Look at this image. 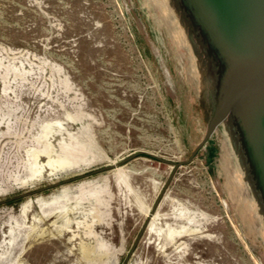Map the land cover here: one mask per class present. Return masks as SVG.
<instances>
[{"label": "rangeland", "instance_id": "obj_1", "mask_svg": "<svg viewBox=\"0 0 264 264\" xmlns=\"http://www.w3.org/2000/svg\"><path fill=\"white\" fill-rule=\"evenodd\" d=\"M186 159L119 0H0V264H250Z\"/></svg>", "mask_w": 264, "mask_h": 264}, {"label": "water", "instance_id": "obj_2", "mask_svg": "<svg viewBox=\"0 0 264 264\" xmlns=\"http://www.w3.org/2000/svg\"><path fill=\"white\" fill-rule=\"evenodd\" d=\"M197 181L264 264V0H119ZM164 189L131 252L155 213Z\"/></svg>", "mask_w": 264, "mask_h": 264}, {"label": "bare ground", "instance_id": "obj_3", "mask_svg": "<svg viewBox=\"0 0 264 264\" xmlns=\"http://www.w3.org/2000/svg\"><path fill=\"white\" fill-rule=\"evenodd\" d=\"M149 213H150V211H149ZM156 214H157L156 211H155V213L152 214V217H151V220H150L148 226H150V224L152 223V220L154 219V217L156 216Z\"/></svg>", "mask_w": 264, "mask_h": 264}]
</instances>
